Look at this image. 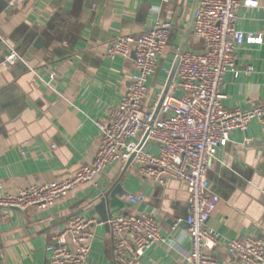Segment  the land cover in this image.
<instances>
[{"label": "crops", "instance_id": "crops-1", "mask_svg": "<svg viewBox=\"0 0 264 264\" xmlns=\"http://www.w3.org/2000/svg\"><path fill=\"white\" fill-rule=\"evenodd\" d=\"M192 1L25 0L9 8L7 0H0V33L35 71L22 64L0 65V191L69 177L92 161L99 144L94 121L108 119L134 71L132 54L108 59L105 49L116 37L137 35L161 18L173 27L146 83L143 107L154 113L185 36ZM236 27L262 39L243 42L236 50V74L226 71L222 78L223 106L245 110L264 105V0L241 5ZM201 48L191 29L184 51ZM6 53L0 43V61ZM176 80L175 72L167 94H179L171 89ZM143 148L155 152L157 145L147 140ZM125 164L106 166L95 180L80 183L47 208L5 210L0 264H49L45 246L54 231L75 214L99 218L82 200L96 187L117 182L121 193L109 200L111 217L149 214L166 240L145 250L140 264H185L190 247L185 187L176 180L161 186L142 175L133 159ZM207 177L209 193L217 197L207 224L221 235L207 251L212 257L207 264H244L229 254L226 243L248 234L264 238V123L252 119L246 129L233 130ZM130 194L144 198L132 203ZM93 231L88 264H113L109 227L100 224Z\"/></svg>", "mask_w": 264, "mask_h": 264}, {"label": "built area", "instance_id": "built-area-1", "mask_svg": "<svg viewBox=\"0 0 264 264\" xmlns=\"http://www.w3.org/2000/svg\"><path fill=\"white\" fill-rule=\"evenodd\" d=\"M24 1L7 0V6L15 8ZM257 3L258 0H198L192 31L202 42V48L182 52L176 70L177 80L171 85V89L178 90L179 94L164 97L160 115L153 122V112L143 107L146 83L157 68V59L165 48L172 22L156 18L139 34L120 35L111 41L105 56L108 59L127 57L133 51L134 71L126 91L110 109L108 119L94 121L99 144L92 161L81 165L69 177L0 191V220L7 209L47 208L80 183L95 180L106 166L126 161L134 154L133 160L142 175L161 186L176 180L185 187L188 195L185 222L190 241L185 264L211 262L212 257L207 251L221 241V235L207 224L217 201V197L209 193L207 174L217 150L225 146L233 130L246 129L252 119L264 123V105L245 110L226 108L222 104L225 95L221 91L223 74L226 71L236 74L237 48L243 42L262 40L259 35L244 33L236 27L238 8L241 5L256 6ZM0 43L7 48L0 61L2 67L22 64L35 73L25 57L10 46L1 33ZM244 71L249 73L251 67L246 66ZM44 83L54 89L50 83ZM147 140L157 145L155 152L143 148ZM128 198L130 202L138 203L144 196L130 194ZM106 222L113 264H140L145 250L166 242L154 218L144 212L116 214ZM100 224L104 222L95 216L77 214L71 217L63 229L54 231L46 244L48 263L88 264L93 227ZM226 246L229 254L244 264H264L262 237L248 234L228 240Z\"/></svg>", "mask_w": 264, "mask_h": 264}, {"label": "water", "instance_id": "water-1", "mask_svg": "<svg viewBox=\"0 0 264 264\" xmlns=\"http://www.w3.org/2000/svg\"><path fill=\"white\" fill-rule=\"evenodd\" d=\"M197 3H198V0L192 1L190 12H189L188 23L186 25V30H185V36L183 38L182 43L180 44V46L177 49L176 59L173 63L172 70L170 72V76L167 80L166 88L163 91L162 95L160 96V98L157 102L156 109L153 113L152 122L154 121V119L156 118V116L158 114L161 103L167 94L169 86L173 80V76H174L176 69L178 67V64L180 62V56L185 49V42H186V39H187L188 35L190 34L191 29H192L193 15H194V12L196 10ZM131 54L133 55V57L135 56V53L133 51L131 52ZM133 157H134V154H131L130 157L126 160L125 168L130 164ZM118 185H120V184H118V182H117V184H112L110 187H108L106 189H103L101 186H98L94 190H92L82 200V202L88 201L87 204L94 209V211L98 214L99 219L101 221H103L104 225L107 227H109V226H108L106 221L111 217L110 201L109 200H110V198L114 197L116 194L120 195V193H121L119 190L120 187ZM75 215H77V214H75Z\"/></svg>", "mask_w": 264, "mask_h": 264}]
</instances>
